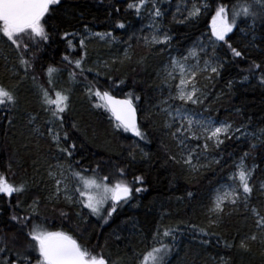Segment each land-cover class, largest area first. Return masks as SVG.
<instances>
[{"label":"trees","instance_id":"16d2710c","mask_svg":"<svg viewBox=\"0 0 264 264\" xmlns=\"http://www.w3.org/2000/svg\"><path fill=\"white\" fill-rule=\"evenodd\" d=\"M130 2L134 0H61L45 17L50 39L37 41L34 46L30 43L22 55L31 65L26 74L33 87H18L15 105L0 109V174L10 180L15 178L14 185L24 186L23 192L11 196L0 194V248L8 249L0 253V264H9L26 247L30 240L27 233L34 225L71 235L95 254L103 253L111 264H138L137 255L145 251L158 226L178 230L169 264H222V259L227 264H264V234L256 229V217L251 212L255 207L263 214L256 185L264 174V85L260 83L264 75V21L259 14L246 22L238 21L226 35L227 43L215 41L213 51L220 75H213L207 85L211 94L208 102H213L217 115L231 120L245 134L231 136L218 149L211 150L199 161L208 167L194 172L169 158H179V149L163 127L165 117L160 113L165 106L160 101L169 96L168 85L162 83L164 70L170 57H180L199 38L210 35L212 16L219 4L231 8L237 0H195L208 7H202L200 15L190 20L185 17L194 0H159L157 6L164 15L155 23L171 36L167 45L146 44L140 34L143 26L153 22L149 15L154 11L151 0L139 16L134 9H128ZM253 11L259 9L254 6ZM118 23H124L125 28H118ZM107 32L116 39L93 35ZM83 37L87 39L81 48ZM69 40L73 47H69ZM229 44L241 51V57L233 56ZM82 56L83 72L74 63ZM254 63L260 69H255ZM49 66H62L70 75L75 74V78L71 77L79 83H67L69 86L63 89L69 97L68 109L61 120L53 123L50 118L44 119V113L40 115L38 95L32 93L38 85L32 73L44 77ZM13 77L16 76L8 72L0 57V85L8 86L5 80ZM88 87L93 93L99 89L125 98L131 93L138 110L137 126L145 139L117 128L107 109L96 106L98 98L89 94ZM34 125L41 128L42 138L33 133ZM49 128L59 133V147L49 135ZM64 133L68 134L67 141ZM60 148H69L72 155ZM241 157L247 168L256 166L248 207L243 200L235 206L228 204L217 220L208 211L211 201ZM52 158L61 161L69 175L71 164L76 171L87 170L86 176H92L95 170L97 178L109 176L110 181L125 179L131 183L134 177L142 176L143 183L134 187L144 190L133 191L130 200L105 223L102 216L95 217L83 208L80 211L63 201H49L47 193L52 188L46 173L52 168ZM216 159L222 162L217 165L213 162ZM120 168L125 170L124 177L118 174ZM33 201H38L35 211L30 208ZM12 215L25 219L13 221ZM201 228L209 234L200 232ZM253 233L257 239L248 241L247 250L240 248L241 239ZM225 242L233 246L225 247ZM37 258L38 253H33L32 264Z\"/></svg>","mask_w":264,"mask_h":264},{"label":"snow or ice","instance_id":"6c2138e0","mask_svg":"<svg viewBox=\"0 0 264 264\" xmlns=\"http://www.w3.org/2000/svg\"><path fill=\"white\" fill-rule=\"evenodd\" d=\"M61 0H0V36L6 37L7 41H10L12 45H15L19 50L21 44L25 50L29 49L30 45L25 41V36L28 40L36 43V38L39 41H48L50 39L49 34L45 28V17L50 12V9L54 5H58ZM149 0H134V2L128 3V9H134L137 16L141 14L142 9L148 6ZM152 8L149 15L152 17L153 23L149 25L153 30L151 38L143 37L146 44H160L167 45L171 41V36L159 25L155 23V20L162 18L164 13L161 8L157 6L159 0H151ZM256 6L259 12L253 11V7ZM207 8V4H199L193 2L192 8L187 11L185 20L196 18L201 13V9ZM187 8V5H185ZM179 7L177 11H179ZM118 11V10H117ZM261 16L264 21V0H251V2H241L237 0L231 8L223 3L216 7L215 14L212 16V37L215 41H226V35L233 31V28L238 25L239 22H246L247 18H255L257 15ZM185 20L179 21L184 23ZM117 27L120 29L125 28L124 23H118ZM160 33H163L162 35ZM68 36V33L64 34ZM93 35L104 39L105 37H112L111 32L107 33H93ZM86 37L80 39V47L84 48L86 44ZM69 47H73L72 41L69 40ZM228 47L231 49L234 57H241V51L232 47L230 44ZM203 51V49H201ZM86 55V52H85ZM189 57H197L195 49H190L188 55L180 58L170 57V64L166 65L164 70V78L162 83L167 84L169 87V96L160 101L161 105H167L160 108V113L164 115L165 119L163 127L168 130V134L176 143V147L179 149L177 155H172L169 158L177 163H183L189 167L192 171H199L201 168L208 167V165L200 164V158L206 157L210 149H218L226 139H230L233 133V125L226 121H216L211 116H204L202 113H198L195 108H190L188 105L197 106L203 105L204 100L201 97L204 93L197 85L198 76L203 72H209L210 74L206 79H212V76H219V67L212 65V58L204 60V67L201 69L199 63L193 67H189ZM68 60V57H64ZM77 59L75 67L82 68V60ZM20 64L24 66L25 73L31 66L29 61L24 59L23 56L20 59ZM71 63V61H69ZM223 64L221 63L220 67ZM255 69H260L259 64H253ZM58 69L54 66H49L47 72L49 74V85L54 88V82L51 79L52 74L57 72ZM91 71V69H89ZM73 78H75V74ZM179 75V82L175 83L176 76ZM248 79L247 76L244 77ZM35 81V77H33ZM123 83V81H121ZM231 81L229 86H231ZM260 83L264 85V75L260 77ZM175 88V94H172V88ZM51 88H41L43 104L46 106L45 111H50L53 117L59 119L60 114L65 112L68 107L69 97L64 95L62 91L55 92V99L50 96ZM90 95L105 101L104 107L111 112L112 117L116 121L117 128H123L125 131H131L141 139H145V134L141 132L137 126L136 108L133 106L132 94H127L125 99H117L111 95L108 91L101 92L97 89L94 93L92 88L88 87ZM139 99V97H136ZM16 103V96L12 91L0 86V106H14ZM62 123V122H61ZM239 132L240 129H235ZM49 135L56 142L57 147L60 145L59 133H53L51 128L48 129ZM68 134L64 133V140L67 141ZM74 147V145L72 146ZM254 147V146H253ZM61 152H66L68 156L72 155V151L69 148H60ZM130 155H132L130 153ZM145 155H147L145 153ZM248 153L244 154L246 157ZM244 157H241L240 162L235 165V171L228 176V181L222 185L223 192L220 188L216 189V194L211 201V207L209 208V214L215 215L219 218L226 205L230 204L235 206L243 198L245 207H248V200L253 192L251 185V177L253 169H248L245 165ZM133 159L135 157L133 156ZM219 165L222 160L216 159L213 161ZM58 167H60L58 165ZM255 166H253L254 168ZM70 176H65L63 169H61L59 175L64 179H56L55 194H60L62 191L67 193L69 191V184L65 183L66 180H70L73 185V195H66L65 198L71 201L75 194L78 193V201L82 203L84 208L90 210L91 214L102 216L104 211L107 212L106 216H102L105 223L112 217L113 213L117 211V208L123 203H127L133 195V191L139 193L144 189L140 187H134L136 183H143L144 178L142 176H136L133 181L129 183L125 179H117L115 183H109L110 177L104 176L97 178L95 170L91 177L86 176L87 170L76 171L72 168V165H68ZM118 174L121 177L125 176V170L123 168L118 169ZM49 176L55 178L56 173L49 172ZM63 185V188L61 187ZM261 190H264V184H261ZM24 191V186L21 184L16 186L6 179L3 174H0V194L11 196L13 193H20ZM189 196L192 193H188ZM111 202L110 208L105 209V205ZM38 203V201H34ZM251 212L255 219V227L262 234H264V215H261L257 208L252 207ZM25 218L17 215H12L11 220L22 222ZM212 221H210L211 223ZM177 229L173 227H157L153 232L150 242L146 245L145 251L137 255L138 264H169L168 257L173 250V246L177 241ZM200 232L208 235L209 233L205 229H199ZM30 238L26 247L18 251L15 254V259L9 261V264H32L33 253H38L36 264H111V262L103 255V253L95 254L92 250L80 244L71 235L62 231H45L38 226H33L27 233ZM257 236L253 233L251 236H246L241 239L239 247L242 249H248V241H255ZM208 243V241H204ZM233 245L225 242V247H232ZM7 248H0V253L7 251ZM222 264H227L223 261Z\"/></svg>","mask_w":264,"mask_h":264},{"label":"rangeland","instance_id":"374dc122","mask_svg":"<svg viewBox=\"0 0 264 264\" xmlns=\"http://www.w3.org/2000/svg\"><path fill=\"white\" fill-rule=\"evenodd\" d=\"M152 23L153 22H149L148 25H145V26L142 27V29H141L142 31L140 33L141 36H143V37L147 36V37H149V39L151 38V36L153 34V30H152V28L149 27V25L152 24ZM209 34H210L209 36L207 35L205 37L199 38L195 42V44L190 48V49H195V51L197 52V57H189V61H188L189 67H193L197 63H199V67L202 69L204 67V60L213 57V55H214L213 46L215 45V38L212 37V25L210 27ZM26 37L27 36H25V40H26ZM27 40H28V38H27ZM27 40H26V42H27ZM36 41H39V38H36ZM28 43H29V45L31 43V45L34 46L38 42H36V43L28 42ZM201 49H203V51H201ZM189 50L185 54L181 55L180 57L185 56V55H188ZM24 51H26V50L23 48V44H21V47L18 50L15 45H12L10 41H7V38L6 37L0 36V57H2V60L5 63V65H6L7 69H8V72L11 75L16 76V77H13L12 79H10L9 81L8 80H5L6 83L8 84V86H6V87L3 86V87L6 88V89H8L9 91H12L14 95L18 91V87L19 88H22V87H26L27 88V86H28L29 89L31 87H33V85H32V79L25 73L24 66L21 65L20 62H19L20 59H21V57H22V55L25 54ZM173 57L180 58L178 56H173ZM214 57H215V55H214ZM24 59L28 60L27 57H25ZM64 62H66V61L63 60V62L61 64L64 65ZM68 63H69V61H68ZM169 64H170V60H169V62H168L167 65H169ZM212 65L213 66H217V60H215V58L212 60ZM28 69H31V68L29 67ZM36 74H37V72L36 73L34 72L31 75V76L35 77L37 79V81H38V85L35 86L34 89H32L33 90L32 93L35 92V94L38 95L37 100H38V102L40 103V106H41V111L40 112H42V114H40V115L42 116L43 113H44L45 114V117H46L44 119L50 118V120L53 123V121L58 120V118L53 117L51 115V112L50 111H45V107L46 106L43 104L42 92L40 91L41 88H51V86L48 83V81H49V74L46 72L45 75H44V77H38ZM209 74H210L209 72H203V73H201L198 76V81H197L198 87L204 93V95L201 97V99L204 100L203 105H197V106L188 105V107L195 108V110L198 113H202L204 116H211L214 120H216L218 122L219 121H226V122L231 123L233 125V133H232L231 136H236V138L243 136L245 134V132H242L241 130L239 132H236L235 129H239V128L236 127L231 120L222 118L219 115H217L216 109H213L212 106H211V103H213V102H211V103L208 102L209 97L211 96V94L207 90V85L209 84L210 80L209 79H206V77ZM51 79L53 80L54 85H55V87L54 88H51V90H50V96H51L52 99H55V92L56 91H62V92H64L63 89L64 88H67L70 84L72 86H75V85L78 86L79 85V83L76 82V81H74V79L71 77L69 71L64 70L62 66H61V69H58L57 72H55V73L52 74ZM177 80H178L177 81V83H178L179 82V75H177ZM67 83H69V85H67ZM0 86H2V85H0ZM68 102H69V100H68ZM97 102L98 103L96 104V106L98 104H99V107H103L104 106V103H103V100L102 99L98 98V101ZM166 106L167 105H165L163 107H166ZM1 108H2V106H0V109ZM67 109H68V107H67ZM67 109H66V111H67ZM65 112H63V113L60 114V117H59L60 120L62 118V115ZM47 115H48V117H47ZM127 132H128V134H130L132 136L138 137V136H136L131 131H127ZM33 133L36 136H39L40 138H42L44 136V133L41 132V128L39 127V125H34L33 126ZM213 149H215V148L210 149V151L213 150ZM57 158L56 159L55 158H52V161H53L52 162V166H51L52 168H51V170H48L47 173H46L47 182L48 183L50 182L49 184H51V188H52L51 189V192L50 193L49 192L47 193V198L49 199V201H63V202H66L69 206L78 207V210H80V211L83 208L84 210L90 212L89 209L84 208L83 205H82V203H80L78 201V199H77V197L79 196L78 193L75 194L74 198L71 201H69V200H67L65 198L66 195H73V192H72L73 185L70 182V180H66L65 181V183H68L69 184V191L67 193H65V192L62 191L58 195L55 194V189H56V183H55V181H56V179H62V180L64 179V177H61L59 175L61 169H63L65 176H70L69 173L66 172V169H65L63 163L61 161L59 162V160ZM58 165L60 167H58ZM255 167L253 168V166H252L251 168H248V169H253V171H254ZM263 171H264V169H263ZM49 172L56 173L55 178L50 177L49 176ZM262 175H263V177H261V176L259 177L256 186H257L258 191H259V197H258L259 203L258 204H259V206L261 207V209L263 211V214H261V215H264V190H261V187H260L261 184H264V174H262ZM6 179L9 181V183H12L15 180V178L13 179V177H11V180H10V178H6ZM116 180L117 179H114L112 181H109V183H115ZM226 183H231V182L227 180L225 183L220 184V186L218 188H220V191L221 192H223V190H224L223 187H221V186L224 185V184H226ZM61 187L63 188V185H61ZM215 194H216V191H215ZM215 194H214V196H215ZM241 200H243V198H241ZM110 206H111V202L109 201L105 205V209L110 208ZM30 208H31V210H34L35 211V209L37 208V203H34V201L31 202ZM105 215H107V212L106 211H104L102 213V216H105ZM95 217H98V216L95 215Z\"/></svg>","mask_w":264,"mask_h":264},{"label":"water","instance_id":"95a60500","mask_svg":"<svg viewBox=\"0 0 264 264\" xmlns=\"http://www.w3.org/2000/svg\"><path fill=\"white\" fill-rule=\"evenodd\" d=\"M104 92V91H103ZM112 95V94H111ZM113 96H115V95H113ZM117 99H125V97H119V96H115ZM103 103L105 104V101L103 100ZM133 106L135 107V105L133 104ZM136 108V107H135ZM108 111V110H107ZM109 112V114L111 115V117H112V114H111V112L110 111H108ZM136 118H137V125H138V110H137V108H136ZM112 119H113V121L116 123V121L114 120V118L112 117Z\"/></svg>","mask_w":264,"mask_h":264}]
</instances>
